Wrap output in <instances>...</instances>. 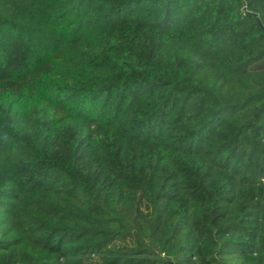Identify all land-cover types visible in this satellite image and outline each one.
I'll list each match as a JSON object with an SVG mask.
<instances>
[{
    "label": "trees",
    "instance_id": "trees-1",
    "mask_svg": "<svg viewBox=\"0 0 264 264\" xmlns=\"http://www.w3.org/2000/svg\"><path fill=\"white\" fill-rule=\"evenodd\" d=\"M0 264H264V0H0Z\"/></svg>",
    "mask_w": 264,
    "mask_h": 264
}]
</instances>
